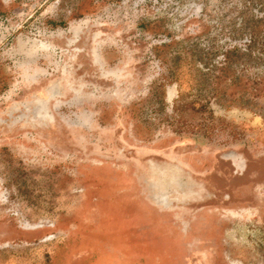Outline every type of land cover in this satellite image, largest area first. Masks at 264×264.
Masks as SVG:
<instances>
[{
	"label": "rangeland",
	"instance_id": "rangeland-1",
	"mask_svg": "<svg viewBox=\"0 0 264 264\" xmlns=\"http://www.w3.org/2000/svg\"><path fill=\"white\" fill-rule=\"evenodd\" d=\"M0 264H264V0H0Z\"/></svg>",
	"mask_w": 264,
	"mask_h": 264
}]
</instances>
